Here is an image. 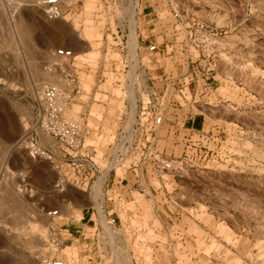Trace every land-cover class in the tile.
I'll return each mask as SVG.
<instances>
[{
  "label": "rangeland",
  "instance_id": "1",
  "mask_svg": "<svg viewBox=\"0 0 264 264\" xmlns=\"http://www.w3.org/2000/svg\"><path fill=\"white\" fill-rule=\"evenodd\" d=\"M77 1L76 15L55 20L30 5L11 18L9 5L0 2V264H40L42 257L57 253L80 254L82 264L89 263L87 255L93 256L91 264H264V0H141L140 10L130 0H109L116 7L102 12L104 0ZM132 12L138 38L155 37L152 41L162 46L187 39L189 25L187 30L206 41V54L198 57L194 51L198 75L180 100L182 110L167 115L176 114L180 121L169 126L173 142L157 144L163 155H188L189 160L184 169L144 173L142 186L130 171L125 175L133 179L129 190L108 184L109 176L96 181L94 194L73 184L59 194L53 188L56 167L31 158L21 142L35 120L43 88L61 83L47 64L58 48L71 47L80 55L75 65L84 87L96 86L95 69L107 49L103 27L110 17L116 26L126 23L133 41ZM176 25L185 28L173 32ZM169 50L181 52L180 46ZM180 58L171 74L183 73L186 64ZM119 106L113 99L109 106L95 105L107 123L104 135L112 131ZM46 139L44 144L58 153L59 147ZM106 140L94 142L102 166ZM113 197L115 244L105 234L97 239L90 228V254L83 259L85 246L64 240L68 236L62 228L92 210L85 206L96 210L97 200L113 203ZM52 209H59L53 218L47 215ZM98 210V222L110 228Z\"/></svg>",
  "mask_w": 264,
  "mask_h": 264
},
{
  "label": "built area",
  "instance_id": "2",
  "mask_svg": "<svg viewBox=\"0 0 264 264\" xmlns=\"http://www.w3.org/2000/svg\"><path fill=\"white\" fill-rule=\"evenodd\" d=\"M2 1L9 5L11 18L16 16L22 5H30L41 9L50 20L69 15L78 4L76 0H31L28 3L18 0H0ZM130 1L135 4L136 9L140 10L138 7L141 5V0ZM167 1L173 2V0ZM171 14L174 17L179 15L175 8H172ZM126 26V23L120 26L107 24L104 28L108 31L103 39V46L106 43L107 49L101 56L102 62H99L95 69L99 82L96 86H94L96 83L93 85L91 91L82 85L81 71H78L75 65L80 55L73 48H58L55 51L54 60L47 64L46 68L49 71L60 75L61 83L46 85L43 88L35 120L29 125L21 142L31 158L47 159L56 167L58 178L53 188L59 194L65 193L71 184L85 191L89 189V193H92L96 181L102 177L106 181L110 174L116 176L118 169H133L137 174L135 184L142 186L144 173H148L149 170L154 175H161L165 172L184 169L189 160L188 155L183 157L163 155L158 150L157 144L161 139L159 133L166 123L167 115L173 107L180 104L191 81L198 75L194 51L198 52V57H201V52L206 54V41L196 38L191 28L187 30L189 25L186 28L176 25L171 27L172 31L177 32L184 27L187 39L175 41L177 40L175 38L161 46L158 41H152L155 37L147 41L145 37L138 38L137 33L135 47L130 38L131 29L129 30ZM137 29L138 25L136 32ZM176 46H180L181 52L171 53L169 47L173 49ZM111 53L119 54V58H109ZM168 56H171V62L167 60ZM179 58L186 64H181L184 65L183 73L171 74ZM84 65L92 68L89 63ZM104 71L115 74L113 84L119 87L122 100L115 125L109 135L103 133V119L96 120L97 116L92 111L95 102L107 105L108 99L114 96L112 88H102L108 80ZM202 78L205 79V76L203 75ZM97 91L108 98L96 99ZM86 95L89 98L85 100L83 97ZM131 95L136 101L135 109ZM75 106H80V109L74 114ZM107 137L108 148L102 156L106 164L102 166L97 157L94 142L98 139L105 141ZM45 138L59 147L58 153L44 144ZM104 187L105 185L102 186L103 189ZM115 201L113 197L114 206ZM104 203L105 201L101 203L98 200L95 202L98 219L101 216L98 208L102 209ZM102 213L115 231L117 217L107 216L103 209ZM58 214L59 209L47 211V215L51 218ZM119 221H121L120 218ZM97 225L98 227L95 228L97 233L95 232L94 235L96 234L98 239V235L105 232L101 223L97 221L95 226ZM55 242L57 241L54 239L53 243ZM88 256V264L93 263V256ZM72 259L73 257H69L66 253H57L42 257L40 264H70Z\"/></svg>",
  "mask_w": 264,
  "mask_h": 264
},
{
  "label": "crops",
  "instance_id": "3",
  "mask_svg": "<svg viewBox=\"0 0 264 264\" xmlns=\"http://www.w3.org/2000/svg\"><path fill=\"white\" fill-rule=\"evenodd\" d=\"M162 50L164 51L163 48H162ZM167 60L169 62H171V56H168ZM173 70L174 69H172L171 71H173ZM188 96L189 95H187V100H189ZM190 96H191V94H190ZM182 104L183 103L177 104L175 107H173V110L174 111L175 110L181 111L182 110L181 109V105ZM175 115L176 114L171 115V116L168 117L167 121H169V122H166L165 128H164L166 132L163 134V138H161L159 142H161V143H163V142H167V143L168 142H173L171 138H173L174 134H173V131H171V133H169V128H170L169 126H171V127L175 126L174 122H176V125H178L179 122H180L178 117H176ZM172 121H174V122H172ZM98 156H99V154L97 152V157ZM130 171H132L134 175H137L133 171V169H131V170L130 169H127V170L125 169L123 171L124 174L122 176L121 175H118V176L116 175L115 176L114 174H110L109 175L110 179L107 180V183L112 185V186L114 184H118V187H121V189L129 190L130 186L132 187V185H133V179H130V178L126 177L129 174L128 172H130ZM147 175L148 176H150V175L152 176L153 172L151 170H149ZM81 190L85 191V189H81ZM140 202H141V204H144V200H141ZM110 204H112V203H110V202L108 203L107 201H105L104 206L102 207L103 211L106 213L107 216H113L114 213H115V211L113 210L114 209L113 205H110ZM124 206H125V209H126L127 205L125 204ZM128 206H132V204H128ZM84 208L87 209V210H91V209L92 210L83 212L84 216L82 218H78V219L74 218V220H72V219L69 220L70 223H68L65 228H62V230L65 232L66 236H68V238H64V240L70 239V240H72V245H76V246L81 247V248H84V246H85L83 259L85 258V255H87L90 252L89 251L90 247H87L88 241L86 242V240H88V238H89L87 236V233H88L90 228L95 230V224H96L95 220L98 221L97 209L94 210L93 209L94 207H91V206H85ZM121 216H122V214H121ZM81 239H84V242H80ZM80 257H82V256H80V254L78 256H73V259H72L70 264H82L84 261H82V258H80Z\"/></svg>",
  "mask_w": 264,
  "mask_h": 264
},
{
  "label": "bare ground",
  "instance_id": "4",
  "mask_svg": "<svg viewBox=\"0 0 264 264\" xmlns=\"http://www.w3.org/2000/svg\"><path fill=\"white\" fill-rule=\"evenodd\" d=\"M77 1V0H76ZM78 2V1H77ZM106 2H108V6H105V9L106 10H104V3H106ZM88 7L87 8H91L92 6H93V3L92 2H89L88 4ZM77 7V5H75L74 6V9H73V11L68 15L69 17L70 16H74V15H76V14H73V12H74V10H76L75 8ZM116 6H114V5H111V3H109V0H104V2L102 1V6L100 7V10H101V12L102 11H108V10H110L111 8H115ZM103 13H105V12H103ZM163 14V13H162ZM109 24H110V26H114V23H113V19L110 17V22H109ZM131 24H132V36H133V42H134V44H135V47H136V42H137V32H136V28H137V20H136V18H135V13L134 12H132L131 13ZM106 26V24L104 25V27ZM104 27H103V29H104ZM87 28V27H86ZM85 28V29H86ZM90 28V27H89ZM89 28H88V32L89 31H91V30H89ZM87 30V29H86ZM91 38H93L92 37V35L91 34H87V37H86V39L90 42L92 39ZM109 38V40H111V37L109 36L108 37ZM93 50V49H92ZM93 52H94V50H93ZM92 52V53H93ZM96 52H94L92 55L93 56H91L92 58H94V57H96V54H95ZM105 57V55L103 56V58ZM109 58H119V54H117V53H111V55H109ZM93 65V64H92ZM108 65V64H107ZM105 73H106V75L108 76V80L102 85V88H112V90H113V93H114V96L113 97H111L110 99H108V102H107V106H109L110 105V103H111V100L113 99V100H117L119 103H120V106H119V109H120V107H121V103H122V100H121V92H120V90H119V87H115L114 86V80H115V78H116V76H115V74H113L112 72H109V71H104ZM82 85H83V83H82ZM83 87H84V85H83ZM93 87V86H92ZM91 87V88H92ZM85 88V87H84ZM91 88H89V90L87 89V88H85V89H87L88 91H91ZM97 94H96V99H103V100H105L106 98H108L106 95H103V94H101V92H99V91H97L96 92ZM99 96V97H98ZM85 100L87 99V98H89V96H84L83 97ZM131 98H132V101H133V103H132V105L134 106V109L136 108V101H135V98H134V96L133 95H131ZM98 102H95L94 104H93V106H92V111L96 114V116H97V118H96V120H102L103 118H99L98 117V114L95 112V105L97 104ZM102 104V103H101ZM103 105V104H102ZM76 107V106H75ZM80 107V106H79ZM118 109V110H119ZM74 114L75 113H77V111H75V108H74ZM103 121H104V119H103ZM115 121H116V119H115ZM104 124H106L107 125V123L104 121ZM113 125H115V123L113 124ZM111 126H112V124H111ZM114 127V126H113ZM104 128V127H103ZM98 141H100V139H98ZM97 141V142H98ZM110 226V225H109ZM103 227H104V232H105V235H106V237L107 238H109V242L112 244V245H114L115 244V242H114V240H115V233H114V231L112 230V228H111V226H110V228H106L104 225H103ZM125 235H126V233H125ZM126 238H127V236H126ZM105 262V261H104ZM104 262H99V264H103Z\"/></svg>",
  "mask_w": 264,
  "mask_h": 264
}]
</instances>
